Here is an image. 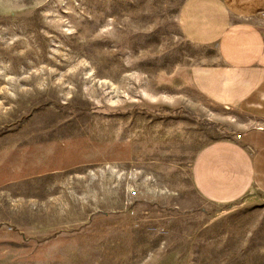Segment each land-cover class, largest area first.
Here are the masks:
<instances>
[{
	"label": "rangeland",
	"instance_id": "1",
	"mask_svg": "<svg viewBox=\"0 0 264 264\" xmlns=\"http://www.w3.org/2000/svg\"><path fill=\"white\" fill-rule=\"evenodd\" d=\"M186 1L0 0V264H264V205L192 184L247 126L192 85Z\"/></svg>",
	"mask_w": 264,
	"mask_h": 264
},
{
	"label": "crops",
	"instance_id": "2",
	"mask_svg": "<svg viewBox=\"0 0 264 264\" xmlns=\"http://www.w3.org/2000/svg\"><path fill=\"white\" fill-rule=\"evenodd\" d=\"M179 27L201 51L191 69L196 92L212 106L236 111L247 126L235 137L198 150L191 165L192 184L215 206H262L264 0H187Z\"/></svg>",
	"mask_w": 264,
	"mask_h": 264
}]
</instances>
